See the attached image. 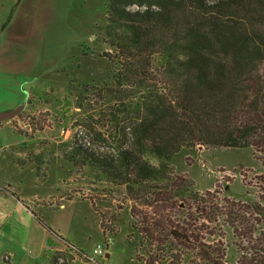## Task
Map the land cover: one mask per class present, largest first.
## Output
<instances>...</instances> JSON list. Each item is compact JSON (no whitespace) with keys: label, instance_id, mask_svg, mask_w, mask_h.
I'll list each match as a JSON object with an SVG mask.
<instances>
[{"label":"trees","instance_id":"obj_1","mask_svg":"<svg viewBox=\"0 0 264 264\" xmlns=\"http://www.w3.org/2000/svg\"><path fill=\"white\" fill-rule=\"evenodd\" d=\"M106 14L116 70L104 89L115 126L103 139L114 152L74 138L66 160L123 188L138 263L226 264L221 243L203 236L224 217L234 239H247L238 264H264V193L219 205L168 164L199 144L251 148L264 166V0H107Z\"/></svg>","mask_w":264,"mask_h":264},{"label":"rangeland","instance_id":"obj_2","mask_svg":"<svg viewBox=\"0 0 264 264\" xmlns=\"http://www.w3.org/2000/svg\"><path fill=\"white\" fill-rule=\"evenodd\" d=\"M20 4L16 14L13 8L6 11L0 6V44L16 43L24 62L11 64L8 53L1 62L5 66L0 68V78L11 94L16 81L22 82L20 104L27 103L13 120L15 132L0 129V156L15 153L22 156L16 159L20 167L35 169L42 190L36 214L46 208L44 219L61 237L46 229L48 235L41 231L39 235L57 244L67 239L71 242L67 246L79 250L78 256L70 246L54 252L55 264H141L132 255L137 235L131 234L132 203L124 200L123 188L104 187L93 169L74 167L65 157L74 138L99 152H114V143L103 139L115 126L111 120L114 101L104 89L116 70L106 58V52H114L104 41L107 0H21ZM102 132L105 135L99 136ZM149 161L160 163L152 156ZM168 164L170 172L192 183V190L210 191L219 205L225 204L224 199L252 203L264 193V166L251 148L198 144L181 150ZM63 197L72 203L60 208ZM183 211L178 207L175 212L180 218ZM223 218L209 225L211 235L203 236L207 244L221 243L226 264H238V251L247 239H234L228 226L222 225ZM108 240L111 256L89 262L86 256H93L98 244L105 248Z\"/></svg>","mask_w":264,"mask_h":264},{"label":"crops","instance_id":"obj_3","mask_svg":"<svg viewBox=\"0 0 264 264\" xmlns=\"http://www.w3.org/2000/svg\"><path fill=\"white\" fill-rule=\"evenodd\" d=\"M20 3L21 0H5V3L0 6L6 11L13 8V12L16 14L21 7ZM15 44L14 42L10 45L0 44V68L5 66L1 62L4 61L8 53L11 54V64L19 65L24 62V53H21L20 56L21 48ZM2 82L3 80L0 78V129L9 128L15 132L13 120L23 110L10 118H7L6 114L21 105L22 96L20 97L19 94L22 82L17 80V83L12 86L13 94L4 90L5 84ZM16 144V141L12 142L11 146ZM11 155L0 156V262H3L2 256L6 254L9 255V260L3 264H48V258L52 253L66 250L67 243L71 242L64 238L62 239L64 244H57L56 240H49V238L46 242L39 235V231L48 235L47 230L61 237L47 224V219H44L43 213L46 208L41 209L40 213L38 212L39 215L37 214L46 225L42 224L36 215L38 210L35 208V204L36 200L40 198L39 196L42 195V190L35 169L20 167L16 163V159L22 156H15V153ZM64 200H66L64 197L60 198L62 201L60 208H64L67 203H72V200ZM110 256L111 253L107 249L103 257L109 258ZM42 257H45L44 261Z\"/></svg>","mask_w":264,"mask_h":264},{"label":"built area","instance_id":"obj_4","mask_svg":"<svg viewBox=\"0 0 264 264\" xmlns=\"http://www.w3.org/2000/svg\"><path fill=\"white\" fill-rule=\"evenodd\" d=\"M110 243H111L110 240H108L105 248L102 245L98 244L93 249V256H89V255L86 256L87 260H90L89 262H92V263H97L96 257L103 256L106 253L107 248L109 247ZM70 248L75 253V255L78 256V254L80 253L79 250L75 246H71V245H70ZM81 258L82 257H79V259H81ZM2 260H3V263H7L9 260V255H6V254L3 255Z\"/></svg>","mask_w":264,"mask_h":264},{"label":"water","instance_id":"obj_5","mask_svg":"<svg viewBox=\"0 0 264 264\" xmlns=\"http://www.w3.org/2000/svg\"><path fill=\"white\" fill-rule=\"evenodd\" d=\"M26 106V102L25 103H22L21 105H19L18 107L10 110L7 114H6V117L7 118H10V117H13L17 114H19Z\"/></svg>","mask_w":264,"mask_h":264}]
</instances>
